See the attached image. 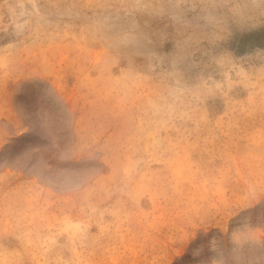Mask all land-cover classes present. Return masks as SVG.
Masks as SVG:
<instances>
[{
  "label": "rangeland",
  "instance_id": "obj_1",
  "mask_svg": "<svg viewBox=\"0 0 264 264\" xmlns=\"http://www.w3.org/2000/svg\"><path fill=\"white\" fill-rule=\"evenodd\" d=\"M0 264H264V0H0Z\"/></svg>",
  "mask_w": 264,
  "mask_h": 264
}]
</instances>
